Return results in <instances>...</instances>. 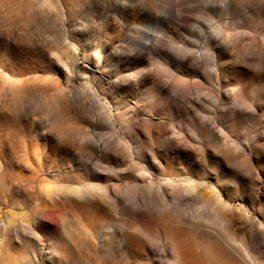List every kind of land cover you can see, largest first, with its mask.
I'll return each instance as SVG.
<instances>
[{
	"label": "rangeland",
	"instance_id": "374dc122",
	"mask_svg": "<svg viewBox=\"0 0 264 264\" xmlns=\"http://www.w3.org/2000/svg\"><path fill=\"white\" fill-rule=\"evenodd\" d=\"M0 264H264V0H0Z\"/></svg>",
	"mask_w": 264,
	"mask_h": 264
}]
</instances>
